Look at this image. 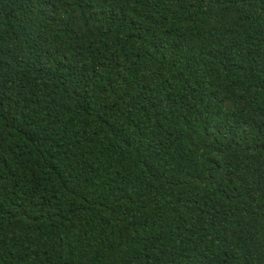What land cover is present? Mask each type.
Listing matches in <instances>:
<instances>
[{"label": "trees", "instance_id": "16d2710c", "mask_svg": "<svg viewBox=\"0 0 264 264\" xmlns=\"http://www.w3.org/2000/svg\"><path fill=\"white\" fill-rule=\"evenodd\" d=\"M0 264H264V0H0Z\"/></svg>", "mask_w": 264, "mask_h": 264}]
</instances>
